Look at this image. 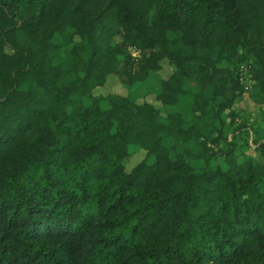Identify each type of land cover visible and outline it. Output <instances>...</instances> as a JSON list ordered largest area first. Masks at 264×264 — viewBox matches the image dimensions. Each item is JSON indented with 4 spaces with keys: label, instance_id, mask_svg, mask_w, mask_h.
Returning a JSON list of instances; mask_svg holds the SVG:
<instances>
[{
    "label": "trees",
    "instance_id": "16d2710c",
    "mask_svg": "<svg viewBox=\"0 0 264 264\" xmlns=\"http://www.w3.org/2000/svg\"><path fill=\"white\" fill-rule=\"evenodd\" d=\"M0 264H264V0H0Z\"/></svg>",
    "mask_w": 264,
    "mask_h": 264
},
{
    "label": "rangeland",
    "instance_id": "374dc122",
    "mask_svg": "<svg viewBox=\"0 0 264 264\" xmlns=\"http://www.w3.org/2000/svg\"><path fill=\"white\" fill-rule=\"evenodd\" d=\"M137 53V52H136ZM155 72V71H154ZM171 72V66L169 65L168 61H163V67L159 71V73L156 71L155 73H151L150 76L142 81L136 82L134 84H125L122 83L117 76L112 75L108 78L107 83L102 86L101 88H97L95 90L96 93H107L109 91L120 93L123 95H126L130 97L132 100L141 103L146 99V92L149 90L157 91L160 88V78L161 75L166 76ZM245 97L243 100L239 102V108L245 111L243 115H248L251 113L253 117L257 115V108L260 106L258 102L253 100L249 92L245 93ZM147 99L160 104L155 100V97L152 95H148ZM172 107L170 105L165 106L164 110H171ZM247 116V117H248ZM251 116V117H252ZM250 117V118H251ZM252 141V138H251ZM256 144L252 142V149L250 150L251 153H253L257 157H261V154L259 151L255 149ZM144 151H140L136 153L135 155L131 156V158L127 159L126 167L130 169L141 157H143ZM196 164H204V160H196Z\"/></svg>",
    "mask_w": 264,
    "mask_h": 264
},
{
    "label": "built area",
    "instance_id": "2783aa9c",
    "mask_svg": "<svg viewBox=\"0 0 264 264\" xmlns=\"http://www.w3.org/2000/svg\"><path fill=\"white\" fill-rule=\"evenodd\" d=\"M131 49L135 54H137L136 52H138V51L135 48H131ZM240 69H241V80L244 82H247L246 86L248 88L249 87V81H248L249 74L247 73L248 67H247V65L242 64Z\"/></svg>",
    "mask_w": 264,
    "mask_h": 264
}]
</instances>
